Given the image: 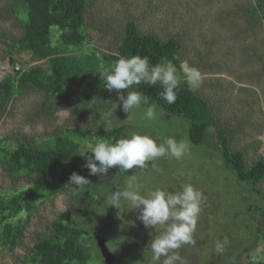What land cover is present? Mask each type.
I'll return each instance as SVG.
<instances>
[{
	"label": "rangeland",
	"instance_id": "1",
	"mask_svg": "<svg viewBox=\"0 0 264 264\" xmlns=\"http://www.w3.org/2000/svg\"><path fill=\"white\" fill-rule=\"evenodd\" d=\"M11 3L12 0H0V80L15 75L17 69L46 66L43 60L14 45L23 29L12 13ZM259 3L262 5L260 8ZM255 7L259 16L253 11ZM263 14L264 0H86L84 27L88 42L104 52L114 51L128 21H134L142 33H150L159 41L174 37L179 48L180 65L186 62L201 72L202 83L194 91L207 100L219 125L228 131L230 150L241 151L245 165L250 166L258 157L264 160ZM131 90L142 92L149 97V104L154 103L145 88L132 87ZM121 91L126 96L129 90ZM2 101L0 96V137L3 140L0 148H11L21 141L38 143L73 128L85 131L83 138L87 139H78L79 142L101 139L98 136L101 126L95 122L96 114L103 112L101 106L97 104L94 109L79 112V101L73 94H66L43 107L45 93L25 87L10 97L6 105ZM113 105L103 112L100 118L105 122L103 125L110 128L122 124L131 134L138 132L160 138L158 143L163 138L172 137L186 142L190 150L182 159L161 157L149 162L143 170L134 167L125 174L118 167H112L105 176L89 174L86 178L90 184L85 188L92 189L95 194H103L111 186L123 189L132 174L145 188L167 189L175 184L177 173H180L184 184L193 185L203 181L199 175L196 178L192 174L201 166L204 167L202 173L208 174L210 180L216 174L221 176L217 168L218 163L221 167V161L213 148L215 140L212 133L196 146L188 140L187 125L182 118H161L157 111L155 122H145L141 117L147 105H143L127 119L129 114L122 110L119 97ZM2 160L0 197L7 200L21 189L28 188L34 175H11ZM257 186L264 195V177ZM83 191L67 185L55 195L36 199L30 208H24L17 214L16 211L0 212V227L4 214L7 215L5 220L14 224L10 235L0 242V264H31L23 260L30 259L35 245L53 233V222L59 217L69 219L85 212V207L93 201L91 194L81 196ZM261 205L262 208L251 210L252 228L258 239L247 229L240 230L239 241L231 245L228 237H224L223 243L229 245V249L218 254L219 264H247L248 254L261 257L257 250L263 243L259 236L264 239L263 201ZM128 211L124 206L117 209L105 202L100 215L104 217L103 224L109 223L107 227L95 226L90 235L99 231L115 259L123 258L128 264H143L142 251L125 247L127 230L124 226L130 219ZM253 241L256 246L249 249L247 243ZM89 243L97 252L96 243L91 238Z\"/></svg>",
	"mask_w": 264,
	"mask_h": 264
},
{
	"label": "trees",
	"instance_id": "2",
	"mask_svg": "<svg viewBox=\"0 0 264 264\" xmlns=\"http://www.w3.org/2000/svg\"><path fill=\"white\" fill-rule=\"evenodd\" d=\"M258 6L262 7L261 3ZM85 7L86 0H12V13L16 15L23 29L14 45L19 50L31 53L38 60H43L46 66L18 69L15 75L1 79L0 96L4 105L16 92L31 87L45 93L46 101L43 107L66 94H73L78 98L79 112L89 111L98 105L103 112L110 110L118 95L115 91H108L100 74L95 72L99 64L98 52L106 64L121 56L139 55L148 58L150 67L171 62L176 66L178 73L180 72L179 48L175 38L159 41L150 33H142L134 21H128L124 25L114 51L104 52L90 44L84 27ZM257 7L253 9L254 12ZM255 14L258 15L256 12ZM180 80L177 98L173 104L166 103L160 96L163 91L160 84L141 83L132 87L146 89L161 118L184 119L188 140L194 145H201L209 133L213 135V148L221 161V167L217 164L221 176L216 174L215 178L210 180V177L207 178L208 174L202 173V166L192 173L194 177L199 175V179H203L202 182L193 184L202 193V211L193 234L195 244L185 245L177 251L186 264H219L218 253L215 252L217 240L223 242L224 237H228L231 245L239 239L240 230L247 229L254 233L251 210L262 208L261 203L264 202V195L257 186L264 177V160L258 157L250 166H246L242 152L230 150L228 131L219 125V120L214 116L207 100L194 90H189L183 81L182 73ZM103 112L96 114L99 119L95 120L101 126L98 131L101 139L115 142L131 134L122 124L110 126L111 131H106V125H103L105 122L100 119ZM84 133L85 131L74 128L66 129L38 143L21 141L11 148H0V159H3L9 174L34 175L28 188L21 189L7 200L0 197V212L16 211L17 214L24 208H30L36 199L55 195L69 185L68 180L73 172L87 177L89 170L84 167L86 158L78 154L82 140L86 138H83ZM78 139L82 140L79 142ZM2 141L0 137V144ZM175 177V184L166 190L177 191L184 184L180 173ZM112 187L114 186L103 194H95L92 189L84 188L81 196H93V201L85 207V212L69 219L59 217L53 222V233L41 239L35 245L32 257L24 259L23 262L128 264L123 258H116L111 263L105 262L94 235H90V230L95 226L107 227L109 223H102L104 217L100 215V210L107 202L106 197L111 193ZM128 213L130 219L124 226L127 230L124 237L125 247L142 251L143 264H150L151 252L146 247L161 230L146 228L138 219V210H129ZM5 218L7 215L4 214L1 218L0 242L10 235L14 225ZM253 235L258 239L257 234ZM244 236L248 238L246 234ZM90 238L96 243L97 252L93 251L90 243L88 244ZM259 239L263 241L257 250L261 257L255 258L248 254L247 264H263L264 239L260 236ZM132 240L135 243H130ZM255 244V241L247 243V247L251 249ZM224 245L225 249H229V245ZM237 257L235 259H239Z\"/></svg>",
	"mask_w": 264,
	"mask_h": 264
},
{
	"label": "clouds",
	"instance_id": "3",
	"mask_svg": "<svg viewBox=\"0 0 264 264\" xmlns=\"http://www.w3.org/2000/svg\"><path fill=\"white\" fill-rule=\"evenodd\" d=\"M96 73L100 74L104 87L108 91H115L122 102V110L131 118L134 110L147 105L141 119L145 122L157 120L155 103L149 104V97L140 91L131 90L132 86L147 83L160 84L163 91L160 96L168 104H173L177 98L180 86V74L189 90H195L202 83L201 72L186 62L180 65V72L171 62H163L149 66L147 57L133 55L121 56L115 61L105 63L101 54ZM128 89L125 96L121 90ZM106 131H111L105 127ZM158 139L149 134L133 132L121 137L115 142L99 139L96 142L84 141L80 145L79 155L86 158L84 167L90 175L105 176L112 167H118L121 173L129 169H145L149 162L161 157L182 159L190 150L184 141L175 138ZM91 153L92 155H87ZM153 164V168H155ZM158 170V169H157ZM68 184L74 189H84L90 184L85 176L73 172ZM107 205L120 209L138 210V219L146 228L160 229L153 237L147 249L151 252L150 264H186L185 259L177 250L185 245L195 244L193 234L196 231L197 221L202 211V193L192 184L180 186L177 191H168L163 188H145L136 175L127 179L123 189L112 191L107 197ZM225 245L217 240L215 252L223 253ZM163 258V260H162Z\"/></svg>",
	"mask_w": 264,
	"mask_h": 264
},
{
	"label": "water",
	"instance_id": "4",
	"mask_svg": "<svg viewBox=\"0 0 264 264\" xmlns=\"http://www.w3.org/2000/svg\"><path fill=\"white\" fill-rule=\"evenodd\" d=\"M117 189H120V188L114 186L111 188V192L116 191ZM95 240H96L97 246H98V248L101 252V255L103 256L105 262H107V263L113 262L115 259V256L108 250V248L105 244L104 237L101 234H96Z\"/></svg>",
	"mask_w": 264,
	"mask_h": 264
},
{
	"label": "flooded vegetation",
	"instance_id": "5",
	"mask_svg": "<svg viewBox=\"0 0 264 264\" xmlns=\"http://www.w3.org/2000/svg\"><path fill=\"white\" fill-rule=\"evenodd\" d=\"M96 234H99V231H98V232H95V233L93 234V235H94V237H95V235H96ZM94 239H95V238H94Z\"/></svg>",
	"mask_w": 264,
	"mask_h": 264
},
{
	"label": "built area",
	"instance_id": "6",
	"mask_svg": "<svg viewBox=\"0 0 264 264\" xmlns=\"http://www.w3.org/2000/svg\"><path fill=\"white\" fill-rule=\"evenodd\" d=\"M18 70V69H17Z\"/></svg>",
	"mask_w": 264,
	"mask_h": 264
}]
</instances>
